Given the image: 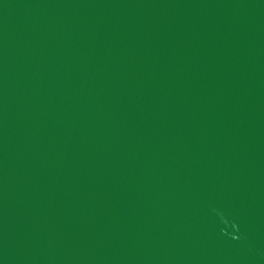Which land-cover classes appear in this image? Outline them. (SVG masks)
Returning a JSON list of instances; mask_svg holds the SVG:
<instances>
[{"label": "water", "instance_id": "95a60500", "mask_svg": "<svg viewBox=\"0 0 264 264\" xmlns=\"http://www.w3.org/2000/svg\"><path fill=\"white\" fill-rule=\"evenodd\" d=\"M0 264H264V0H0Z\"/></svg>", "mask_w": 264, "mask_h": 264}]
</instances>
